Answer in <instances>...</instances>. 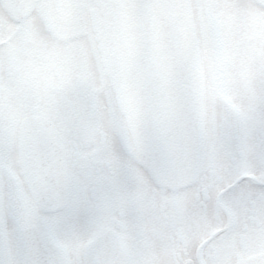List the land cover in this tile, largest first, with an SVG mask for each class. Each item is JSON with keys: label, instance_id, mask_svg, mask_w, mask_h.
<instances>
[{"label": "snow or ice", "instance_id": "obj_1", "mask_svg": "<svg viewBox=\"0 0 264 264\" xmlns=\"http://www.w3.org/2000/svg\"><path fill=\"white\" fill-rule=\"evenodd\" d=\"M0 264H264V0H0Z\"/></svg>", "mask_w": 264, "mask_h": 264}]
</instances>
